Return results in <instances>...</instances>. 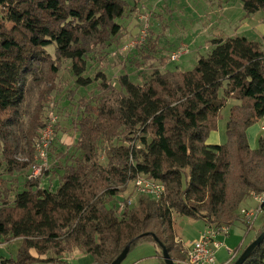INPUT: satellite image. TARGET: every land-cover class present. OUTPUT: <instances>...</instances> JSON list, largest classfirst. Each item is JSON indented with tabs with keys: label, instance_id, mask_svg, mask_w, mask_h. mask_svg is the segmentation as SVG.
<instances>
[{
	"label": "trees",
	"instance_id": "obj_1",
	"mask_svg": "<svg viewBox=\"0 0 264 264\" xmlns=\"http://www.w3.org/2000/svg\"><path fill=\"white\" fill-rule=\"evenodd\" d=\"M240 1L245 15L262 11L264 18V0ZM133 11L135 4L127 0H0V246L20 241L16 255L0 264H66L62 258L75 249L90 255L94 264H110L128 243L131 249L139 240H153L148 232L180 261L185 253L173 240L174 212L211 228L232 226L244 223L240 203L264 191V136L254 149L246 134L264 115L262 45L244 35L212 38L208 53L199 54L191 69L153 68L141 76L140 85L126 71L108 78L105 69H97L90 76L88 58L97 52L104 53L101 61L116 51L114 61L133 50L130 67L161 53L159 37L149 27L141 45L120 52L134 38L132 23L125 19ZM168 56L159 60L164 63ZM63 61L70 62L72 83L63 88L52 77L42 85L38 108L29 113L26 99L39 66L58 75ZM93 82L96 94L80 91ZM58 88L76 107L74 137L64 151L54 145L55 138L70 131L61 125L66 106L58 104L56 92L51 95ZM230 97L240 103L230 109L226 140L208 144ZM52 108H59L47 147V157L55 155L49 164L54 166L48 169L46 163L20 189H12L5 174L31 173L39 164L34 141ZM58 170L62 173L54 190L44 174ZM138 176L163 184V196L155 200L134 188V198L124 195ZM255 221L251 227L244 223L245 229L252 230ZM260 221L229 264L264 229V213ZM243 264H264V238Z\"/></svg>",
	"mask_w": 264,
	"mask_h": 264
},
{
	"label": "rangeland",
	"instance_id": "obj_2",
	"mask_svg": "<svg viewBox=\"0 0 264 264\" xmlns=\"http://www.w3.org/2000/svg\"><path fill=\"white\" fill-rule=\"evenodd\" d=\"M127 2L129 3V5L135 4V11H133L130 19L129 17L125 18L126 21L132 23V35L135 38V36L138 35V32H140V30L143 29L146 25V30L149 27V30H153L155 35H158V44L161 47V53H158L152 59L141 61L135 67H130L128 63L131 57L129 56L133 54V50L128 51V55L126 56H115L116 58L114 61L112 55L113 53L116 54V51H114L111 55L105 54L104 57H102L103 59H101L100 57L101 61L98 60L99 54L103 55L104 53L97 52L96 55H91L92 57L88 58V64L92 67H88V70L86 72L89 73L90 76H94V73L97 69H105V73L108 75V78H112L111 76L115 73L119 74L124 73L126 71L131 81L140 85L143 83V78L141 76H145V73H149L153 68H158L160 70H164L165 68L174 69L176 67L181 70L191 69L195 64L196 58L199 54L205 55L208 53L209 41L214 36L220 34L223 35L222 37H226L232 31V28L234 29V26L239 23L241 19L240 12H243L242 3L240 0H230L228 2H225L223 0H165L163 3L160 2L158 4L155 3V0H127ZM224 6H226V8H228L229 10H227ZM257 13L258 15L253 16L263 15L262 11H258ZM136 16L140 18H137V21ZM232 21L235 22V24L231 25L230 22ZM192 39H194L195 42L191 46L188 45L189 52L183 55L177 61H169L168 63V59H166V61L162 63V61L159 60L160 56H167L172 51H174L177 48H175V46L180 42L183 41L185 43H188ZM254 40L258 41L262 45L261 36L260 41L257 40V38H255ZM196 48L198 49V52L195 51ZM146 64L149 66H145ZM69 65L70 62L63 61L60 66L58 75L53 76L46 69V66H39L40 70L38 72L36 83L34 82L33 84H31L26 99V102L29 107V110H27L29 113H32L30 109H34L36 111V109L38 108L37 97L43 90L42 85L46 84L47 81L50 80L52 77L54 78L56 76L55 80L60 86H63V88L69 87L70 83H72L73 81L72 74L68 69ZM140 66L146 70L140 68ZM134 69L136 75L134 74ZM58 90L59 88L54 90L51 95L56 92L57 94L55 96L56 100L58 101V104L60 106H66L65 111L63 112L64 115L61 121V125H63L64 128H70V131L68 134L64 133V136L61 138H58L59 136L55 138L54 145L57 148V151H64L63 145L65 144V142L68 143L72 141L71 139L69 140V137H71L72 139L74 137L73 134H71V118L76 112V107L75 104H70L68 103V100L65 99V91L57 92ZM80 91L83 94L90 96L91 94H96L99 90L97 89V83L93 82L90 86L81 88ZM219 95L223 96V87L219 89ZM79 96L80 94L76 95V98H78ZM239 103L240 101L235 98L230 97L226 99L225 104L221 107L219 115L216 119V127L210 131L206 139L208 144H220L225 142L226 123L229 117L230 109L234 105ZM47 104L48 102H44L43 106L45 107V109ZM52 112L55 115L58 114L59 108H52ZM27 118L28 117H26V120H28ZM261 124H264V115L258 120H256L254 123H252L250 126H248L246 129L247 140L251 148L255 149L258 146V138L260 136H264V130L261 129ZM54 136L55 133L53 134L52 140ZM72 150L73 147L70 146L68 151L72 152ZM71 152H69V154ZM55 159L56 158L54 154H51V157H47L46 162L48 169H51V167L54 166L52 165L50 167L49 164ZM56 162L63 163L65 162V160L58 159V161L56 160ZM61 173L62 170H58L57 173L48 171L46 175L44 174V176H46L50 180L51 186L54 190L57 188L58 176ZM7 174H5V179H7L6 185H10L12 189H15L14 187H16V189H20L23 186V182L26 177L30 176V174L34 176L33 170L31 173L28 171H21L19 173L16 172L13 175ZM132 190L133 187L130 183L123 194L128 195L130 193L132 198H134L135 194L134 192L132 193ZM256 206L257 202H255L254 197L250 195L240 203L238 213L241 208H253ZM263 213L264 208L261 214L257 216V220L255 221L254 228L252 229V231L256 229L257 225L260 222V219L262 218ZM172 219L174 233L173 240L175 243L178 244L180 252H183L180 247V242L178 243L174 239V235L175 237L177 236L176 239H179V241H181V243L184 245L195 237L197 232L202 228L203 221L201 219H195L189 216L178 214L176 212L173 213ZM241 225L242 224H240V222L238 221L234 222V224L230 228V231L237 230V228H239ZM19 246V240H13L12 242H9L4 246H0V259L9 258L11 256L14 257L17 253V249ZM160 250V247L154 240H139L129 250L126 257L120 264H160V259H158L159 257H157L160 254L159 252H161ZM88 258L90 259L92 257L88 255Z\"/></svg>",
	"mask_w": 264,
	"mask_h": 264
},
{
	"label": "built area",
	"instance_id": "obj_3",
	"mask_svg": "<svg viewBox=\"0 0 264 264\" xmlns=\"http://www.w3.org/2000/svg\"><path fill=\"white\" fill-rule=\"evenodd\" d=\"M161 0H155V3ZM146 25L140 30L138 36L129 40L124 46L121 47L120 52H124L137 45H141L146 38ZM189 52V46L187 44H180L174 51H172L168 60L173 62L180 59L183 55ZM57 120V115L50 112L47 124L42 128L38 137L34 141L35 159L39 161V164L33 166L34 176L39 174L46 166L47 161V147L50 144L54 134V123ZM264 130V125L261 126ZM133 188L136 193L152 196L155 200H159L164 194V185L157 181H152L142 176L136 177L133 181ZM257 206L253 208H241L240 214L246 224L251 227L254 223L258 213L263 210L264 207V191L255 193L252 195ZM230 225L224 224L219 227L211 228L206 226L204 230L200 232L198 238L191 242L190 248L186 250L183 260L175 261V263L183 264H215L216 250L221 246V242L217 240L218 235L227 236L230 232Z\"/></svg>",
	"mask_w": 264,
	"mask_h": 264
},
{
	"label": "crops",
	"instance_id": "obj_4",
	"mask_svg": "<svg viewBox=\"0 0 264 264\" xmlns=\"http://www.w3.org/2000/svg\"><path fill=\"white\" fill-rule=\"evenodd\" d=\"M224 7L226 8V6H224ZM226 9L229 10L228 8H226ZM253 15H258V13L256 12V13H253L251 15H245L244 10H243V12H240V18L241 19H240L239 23L234 26V29L232 28V31L226 37L234 36V35H244L245 37H247L250 40H254L255 38H257V40L260 41V36H261L262 47L264 50V18H263V15H260V16H253ZM138 19H140V18H138ZM230 24L233 25V24H235V22L232 21V22H230ZM222 36L223 35L220 34V35L214 36L213 38H218V37H222ZM194 42H195L194 39H192L188 43H185L182 41L179 44H177L176 47H178L182 43L191 46L194 44ZM197 50L198 49L196 48L195 51H197ZM262 125H264V124H261V126ZM262 217H263V215H262ZM238 222H240V221H238ZM260 222L258 225H260ZM240 224H242V225L239 228H237V230H231L227 236L218 235L216 237L217 240L221 242V246L216 250L215 264H229V262L232 259H234L235 256H237L236 255L237 252L240 251V249L242 247H244L249 242V240L252 238V236L254 235V233L257 229V227H256V229H254L253 231L252 230L247 231L245 229V224L243 222H240ZM205 227H206V225L203 222L202 228L197 232L195 237L192 240L188 241L184 245L181 243V241H179V239H176L177 236L175 237V235H174V239L178 243L180 242L181 250L185 252L186 250H188L190 248L191 242H193L196 238L199 237L200 232L202 230H204ZM32 253L35 255L33 250H32ZM62 259L66 261V264H94L92 258L89 259L88 255L84 254L83 252H81L78 249L73 250L71 253L67 254L65 256V258H62ZM159 263L161 264V261H159ZM134 264H138V263H134ZM176 264H178V263H176ZM180 264H183V263H180Z\"/></svg>",
	"mask_w": 264,
	"mask_h": 264
},
{
	"label": "water",
	"instance_id": "obj_5",
	"mask_svg": "<svg viewBox=\"0 0 264 264\" xmlns=\"http://www.w3.org/2000/svg\"><path fill=\"white\" fill-rule=\"evenodd\" d=\"M145 235L152 236L153 240L157 243V245L160 247L162 259L165 264H176L175 261L171 258L168 249L166 248L163 241H161L158 236L153 232L145 233ZM264 238V229L261 231V233L253 240L251 241L239 254V256L234 260L232 264H243L244 261L250 256L253 249L259 245ZM130 249V243H128L122 251L110 262V264H120L123 259L126 257L127 253Z\"/></svg>",
	"mask_w": 264,
	"mask_h": 264
}]
</instances>
